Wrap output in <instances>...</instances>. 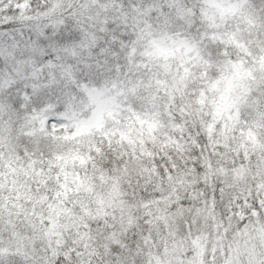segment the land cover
<instances>
[{"label":"snow or ice","instance_id":"1","mask_svg":"<svg viewBox=\"0 0 264 264\" xmlns=\"http://www.w3.org/2000/svg\"><path fill=\"white\" fill-rule=\"evenodd\" d=\"M0 264H264V0H0Z\"/></svg>","mask_w":264,"mask_h":264}]
</instances>
